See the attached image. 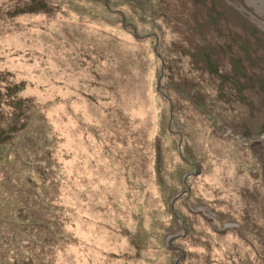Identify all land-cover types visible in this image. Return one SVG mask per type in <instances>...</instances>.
<instances>
[{"label":"rangeland","instance_id":"374dc122","mask_svg":"<svg viewBox=\"0 0 264 264\" xmlns=\"http://www.w3.org/2000/svg\"><path fill=\"white\" fill-rule=\"evenodd\" d=\"M259 3L0 0V264H264Z\"/></svg>","mask_w":264,"mask_h":264},{"label":"bare ground","instance_id":"6f19581e","mask_svg":"<svg viewBox=\"0 0 264 264\" xmlns=\"http://www.w3.org/2000/svg\"><path fill=\"white\" fill-rule=\"evenodd\" d=\"M258 1L260 2L259 4V6H257L258 7V10L260 11V12H263L264 13V0H252V2L254 3V4H258Z\"/></svg>","mask_w":264,"mask_h":264}]
</instances>
